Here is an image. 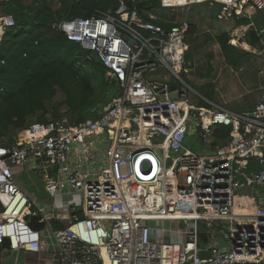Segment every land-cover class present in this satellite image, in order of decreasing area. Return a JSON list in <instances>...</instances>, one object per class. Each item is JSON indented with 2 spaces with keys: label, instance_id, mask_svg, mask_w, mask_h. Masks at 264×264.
Segmentation results:
<instances>
[{
  "label": "built area",
  "instance_id": "obj_1",
  "mask_svg": "<svg viewBox=\"0 0 264 264\" xmlns=\"http://www.w3.org/2000/svg\"><path fill=\"white\" fill-rule=\"evenodd\" d=\"M119 1L115 13L53 24L99 57L118 91L97 117L35 122L22 129L24 139L20 132L0 142V244L10 241L3 250L42 260L52 254L51 264H264V92L251 113L193 104L190 93L199 101L202 95L185 78L193 66L185 41L190 22L165 27L153 10ZM199 3L219 6L218 20L264 11V0H161V7ZM14 25L12 14H0V43ZM247 25L264 56V23ZM219 125L231 127L223 140L215 137ZM188 136L215 155L189 149ZM13 167L41 174L51 203L24 190ZM243 189L255 200L251 212L236 202ZM67 194H79L80 207L57 203ZM32 217L43 227H33ZM160 220L179 229L148 224ZM165 232L177 241L159 240ZM216 234L228 245L220 247Z\"/></svg>",
  "mask_w": 264,
  "mask_h": 264
},
{
  "label": "trees",
  "instance_id": "obj_2",
  "mask_svg": "<svg viewBox=\"0 0 264 264\" xmlns=\"http://www.w3.org/2000/svg\"><path fill=\"white\" fill-rule=\"evenodd\" d=\"M126 2L141 12L161 8V0H146L145 6L131 0ZM119 5V0H79L62 13L48 0H0V9L15 17V25L6 30L0 43V142L14 141L9 135L25 128L30 116L36 115L40 124L49 121L46 101L53 99L58 90L66 96L64 104L68 112L78 115L77 121L99 116L117 94V85L108 80L106 68L90 63L88 49L70 41L53 24L63 19L90 16L97 11L115 13ZM248 20L243 18L237 25L247 24ZM156 22L170 27L174 21L158 18ZM188 35L192 40L197 35L193 22L185 38L187 58L191 59L194 47L188 43ZM230 36L224 31L217 40L229 63L236 65L240 57L234 56L238 48L230 44ZM248 36L257 42L254 32ZM59 106L52 110L55 117L61 115ZM230 133L231 127L219 125L215 137L223 140ZM3 137L7 138L3 140Z\"/></svg>",
  "mask_w": 264,
  "mask_h": 264
},
{
  "label": "rangeland",
  "instance_id": "obj_3",
  "mask_svg": "<svg viewBox=\"0 0 264 264\" xmlns=\"http://www.w3.org/2000/svg\"><path fill=\"white\" fill-rule=\"evenodd\" d=\"M79 0H48L56 11L64 13L73 2ZM219 11V6H210L209 3H199L193 4L190 7H178L172 8H158L152 12L159 18L170 21H180L187 20L188 22H193L197 26V35H194V39H191V35H188V43L194 47L191 49L190 57L193 62V66L190 72L186 74L185 78L190 86L195 89L199 94L202 95L199 101L198 97L194 93H190V101L195 105H203L207 107H212L208 103L204 102L205 99H209L216 104L222 105L228 109H231L238 113H248V108H251L254 101L258 98V88L260 81H254L253 83L245 80L244 74L253 71L255 75L264 73H259L264 70V58L259 54L260 48L257 46L255 39L248 36L253 30L243 35V32L238 29H234L232 35L230 36V44L235 45L238 51L234 53L235 57L239 58V63L232 65L229 63L228 59L223 52L220 43L217 40L219 34L224 31L231 30L236 23L234 20H218L217 13ZM6 13L0 9V14ZM248 22L253 21L254 23H264V11H259L253 13L251 18H248ZM232 29V30H233ZM230 34V33H229ZM238 38L237 36H241ZM190 36V38H189ZM233 39L237 41L234 43ZM246 43L248 47L241 46L240 44ZM257 52H256V48ZM87 50V49H86ZM255 50V51H254ZM89 56H91L90 63L96 66L102 67L99 57L92 51L87 50ZM243 52H246L244 55ZM258 53V54H257ZM248 56L255 57L257 59V64L253 69H246L245 71H237L236 73L233 69H237L238 66L250 67ZM264 79V75H263ZM65 94L58 90L54 95L53 99L46 101V107L48 109V117L51 119H65L70 122L77 121V114L72 115L68 112L64 102ZM61 105V115L55 117L52 115V110L55 106ZM60 107V106H59ZM37 116H30L27 119L26 126L33 124L36 121ZM22 133V129L17 131L15 134L10 136L15 137L18 133ZM20 133V134H21ZM7 137H3L5 140ZM186 146L197 152L201 156H211L215 155V151L207 146H204L199 141H196L193 137L188 136L186 139ZM184 149L172 152L173 156L181 155ZM16 172L17 183L26 191L33 194L34 197L43 202V200H50L45 191V183L43 181L42 175L35 172L29 171L22 167H13ZM81 196L79 194H67L65 196L59 197L57 203L67 206H79L81 205ZM254 201L252 199V192L249 189H243L237 192L236 202L239 206L240 212L247 213L252 211L254 206ZM1 210V206H0ZM153 229H179V223L171 220H160V221H150L148 223ZM220 226H226L227 229L230 223H221ZM159 240L166 241H177V237L174 233L165 232L163 233ZM185 240V235H182V241ZM16 253L10 250L0 251V264H15ZM24 257H20L19 264H24ZM47 264H51V256L47 257ZM58 264V262H56Z\"/></svg>",
  "mask_w": 264,
  "mask_h": 264
},
{
  "label": "crops",
  "instance_id": "obj_4",
  "mask_svg": "<svg viewBox=\"0 0 264 264\" xmlns=\"http://www.w3.org/2000/svg\"><path fill=\"white\" fill-rule=\"evenodd\" d=\"M214 7V6H213ZM181 21V20H180ZM235 22V21H234ZM239 22V21H238ZM238 22H235L236 23V25H234L233 27H232V29L233 28H235V27H238V26H242V25H247V24H241V25H237L238 24ZM232 29L231 30H227V32H229L230 33V35H231V31H232ZM236 29H238V30H241V32H245V30L244 29H241L240 27L239 28H236ZM198 31V30H197ZM240 38H242V35H241V37ZM243 44V46L244 47H248V45H246V43H242ZM258 54V53H257ZM258 55H260V56H262L263 58H264V56L263 55H261V54H258ZM248 60H249V63H250V67H242V66H238L237 67V69H233V71L236 73L237 71H239V72H241V71H245L246 69H253L255 66H256V64H257V59L255 58V57H252V56H248ZM264 72V70H261L259 73H263ZM263 75H264V73L262 74V76H261V74H258V75H255L254 73H253V71H251V72H248V73H246V74H244V76H245V80L246 81H248V82H251V83H253L254 81H260V83H259V87H257L258 88V91H259V96H258V98L254 101V104H253V106L251 107V108H248L247 110H249L248 111V113H251V111L255 108V105H256V103L258 102V100L260 99V97H261V95H262V93L264 92V79H263ZM206 101H204V102H206V103H208L209 105H211L212 106V104L211 103H214L213 101H211V100H209V99H205ZM203 101V100H202ZM214 104H216V103H214ZM216 105H219V104H216ZM203 106V105H202ZM219 106H222V105H219ZM222 107H224V106H222ZM224 108H226V107H224ZM226 109H228V108H226ZM229 110H231V109H229ZM231 111H233V110H231ZM235 112V111H234ZM28 192V191H27ZM29 193V192H28ZM49 198V197H48ZM50 199V198H49ZM51 201L52 200H43V202H45V203H47V204H50L51 203ZM56 225L57 224H60V222L59 221H55L54 222ZM12 252H14V253H16V258H15V264H19V262H20V257H24V264H47V260H42V259H39V255H37V254H33V253H30V252H26V251H20V252H15V251H12ZM52 254H45L44 256L45 257H48V256H51Z\"/></svg>",
  "mask_w": 264,
  "mask_h": 264
},
{
  "label": "water",
  "instance_id": "obj_5",
  "mask_svg": "<svg viewBox=\"0 0 264 264\" xmlns=\"http://www.w3.org/2000/svg\"><path fill=\"white\" fill-rule=\"evenodd\" d=\"M146 4H142L141 6H145ZM93 111H96V108L93 109ZM29 218V215L25 216V220H27ZM39 218L40 217H32V222H31V225L35 228H42L43 227V223L39 222ZM180 227L181 228H184V223H181L180 224ZM201 238H203V240L205 242H207L208 240V235L206 233H201L200 234ZM216 240L219 242V246L222 247V246H227L228 245V242L220 235V234H216ZM10 247V241L9 239H6L5 242L3 244H0V251L3 250V248H9ZM209 255V252H202L201 253V256L202 257H207Z\"/></svg>",
  "mask_w": 264,
  "mask_h": 264
},
{
  "label": "bare ground",
  "instance_id": "obj_6",
  "mask_svg": "<svg viewBox=\"0 0 264 264\" xmlns=\"http://www.w3.org/2000/svg\"><path fill=\"white\" fill-rule=\"evenodd\" d=\"M239 27H240L241 29H244V30H245L244 33H246V32L249 30V26H248V25H242V26H238V27H235V28H239ZM235 28H234V29H235ZM234 29L232 30V32L234 31ZM232 32H231V35H232ZM233 41H234V43L237 44V41H236L235 39H233ZM240 45L243 46V44H240ZM27 135H28L27 132L22 133V134H21V138L24 139Z\"/></svg>",
  "mask_w": 264,
  "mask_h": 264
}]
</instances>
